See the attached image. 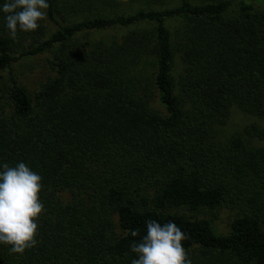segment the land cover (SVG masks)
Segmentation results:
<instances>
[{
  "label": "trees",
  "instance_id": "obj_1",
  "mask_svg": "<svg viewBox=\"0 0 264 264\" xmlns=\"http://www.w3.org/2000/svg\"><path fill=\"white\" fill-rule=\"evenodd\" d=\"M150 2L48 0L40 27L15 40L0 14V66L50 52L54 71L33 95L11 70L0 85V164L39 173L44 204L37 246L0 245V264H131L149 219L186 232L193 264H264V145L245 138L264 140V126L219 137L232 105L264 120V11L243 0L132 7ZM235 202L224 234L176 211Z\"/></svg>",
  "mask_w": 264,
  "mask_h": 264
},
{
  "label": "clouds",
  "instance_id": "obj_2",
  "mask_svg": "<svg viewBox=\"0 0 264 264\" xmlns=\"http://www.w3.org/2000/svg\"><path fill=\"white\" fill-rule=\"evenodd\" d=\"M48 0H0L5 28L12 40L17 32H33L46 19ZM43 177L21 161L0 164V245L10 252L24 253L37 246L38 219L44 211L39 193ZM146 234L129 246L135 256L131 264H193L182 241L188 237L174 221H145ZM131 236L137 237L135 230Z\"/></svg>",
  "mask_w": 264,
  "mask_h": 264
},
{
  "label": "rangeland",
  "instance_id": "obj_3",
  "mask_svg": "<svg viewBox=\"0 0 264 264\" xmlns=\"http://www.w3.org/2000/svg\"><path fill=\"white\" fill-rule=\"evenodd\" d=\"M240 1V0H234ZM246 3L252 5L255 11H264V0H243ZM175 3V0H151L150 3H139L133 8L139 7H159L161 5H171ZM129 7V6H128ZM130 9V8H129ZM49 32L56 29L53 23L48 21L45 22ZM171 31L175 34L177 29V23L174 20H169L167 23ZM152 25H147L145 28L149 29ZM129 29H124V33L128 32ZM117 30H108L105 33L108 35H115ZM104 33V34H105ZM92 36V35H91ZM95 37H98L95 35ZM50 58V52H40L34 55H26L13 61L9 67L0 66V85L7 82L8 72L11 70L17 77L19 83L23 85L26 91L33 95L35 91L39 88L40 84L44 82L49 76L54 75V71L49 67L48 59ZM182 69L181 62L178 55L175 56L174 61V75L175 79H178V75ZM152 107L154 109L163 108L160 107L155 101L152 102ZM256 123L260 126H264V120L255 117L251 114L241 111L236 105L230 107V113L225 123L220 126V139H226L231 134L236 132H243L244 128L251 124ZM248 143L254 146L264 145V140H259L256 138H250L245 136ZM250 140V142H249ZM178 212H184L186 215L193 218H207L212 222L213 229L218 234H224L229 231V226L231 220L240 215L241 207L238 202L223 204L222 206L209 209L200 208L197 210H189L185 207L176 209Z\"/></svg>",
  "mask_w": 264,
  "mask_h": 264
}]
</instances>
